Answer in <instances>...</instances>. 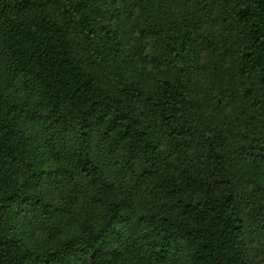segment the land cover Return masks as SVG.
<instances>
[{
  "label": "trees",
  "instance_id": "16d2710c",
  "mask_svg": "<svg viewBox=\"0 0 264 264\" xmlns=\"http://www.w3.org/2000/svg\"><path fill=\"white\" fill-rule=\"evenodd\" d=\"M259 258L264 0H0V264Z\"/></svg>",
  "mask_w": 264,
  "mask_h": 264
},
{
  "label": "rangeland",
  "instance_id": "374dc122",
  "mask_svg": "<svg viewBox=\"0 0 264 264\" xmlns=\"http://www.w3.org/2000/svg\"><path fill=\"white\" fill-rule=\"evenodd\" d=\"M226 65H229V62H227ZM198 82L200 83V82H201V79H198ZM37 237H39V236L36 235V238H37ZM260 260H261V258H259V260H258V261H259L258 264H262V263L260 262Z\"/></svg>",
  "mask_w": 264,
  "mask_h": 264
}]
</instances>
